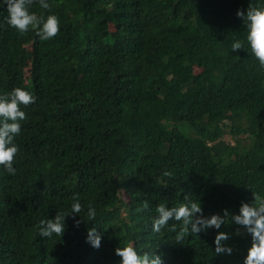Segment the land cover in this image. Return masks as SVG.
Returning <instances> with one entry per match:
<instances>
[{"label": "trees", "instance_id": "16d2710c", "mask_svg": "<svg viewBox=\"0 0 264 264\" xmlns=\"http://www.w3.org/2000/svg\"><path fill=\"white\" fill-rule=\"evenodd\" d=\"M47 2L29 6L60 21L41 41L10 27L0 0V95L36 97L21 106L15 174L0 166V264H119L115 249L129 245L164 264H243L251 236L240 225L177 241L182 222L153 233L152 221L158 204L185 197L223 217L264 196V70L236 15L264 0ZM236 40L245 48L231 50ZM75 194L83 210L63 235L39 236V221L70 213ZM93 228L98 249L86 242ZM219 232L230 255L215 253Z\"/></svg>", "mask_w": 264, "mask_h": 264}, {"label": "clouds", "instance_id": "9594fccd", "mask_svg": "<svg viewBox=\"0 0 264 264\" xmlns=\"http://www.w3.org/2000/svg\"><path fill=\"white\" fill-rule=\"evenodd\" d=\"M34 0H4L7 6L6 23L14 28L18 33L24 34L32 30L41 41H48L59 34L60 21L55 15H37L29 11V6ZM42 9H50L47 0H38ZM236 15L242 18L245 28V42L250 54L258 61L259 67L264 70V6L249 5L245 11L238 10ZM245 42L236 40L231 44V50L237 51L245 48ZM36 97L19 87L13 88L4 95H0V166L8 174L14 175L15 168L13 164L19 152L15 138L21 133V121L26 120V113L21 110V106L27 107L35 103ZM166 177H172V173L166 171L163 173ZM70 213L58 212L51 219H42L38 224V234L41 237H51L53 234L62 236L65 231V218L69 215L77 216L83 206L80 203V197L75 194L72 197ZM187 203H181L171 208L166 207L164 203L156 206V216L152 221V232L160 233L162 229L169 225L170 220L181 223V228L177 232L175 225L171 226V231L177 232V241L183 240L186 233H199L208 228L219 229L221 225L229 221L242 226L251 236V246L247 250L243 264H264V196L253 193V203H241L238 215H231L225 210L223 217L214 214L205 217L198 202H192L185 197ZM143 209H148L147 201L143 202ZM87 216L89 221L96 217V210L91 205L88 206ZM79 225V221H76ZM101 235L96 230L90 229L86 236L88 242L93 248L98 249L101 245ZM229 239L224 232H219L214 239L215 253L231 254L232 249L226 247L223 241ZM115 254L120 257L119 264H164L160 255L152 252L138 253L135 247L129 245L117 247Z\"/></svg>", "mask_w": 264, "mask_h": 264}, {"label": "rangeland", "instance_id": "374dc122", "mask_svg": "<svg viewBox=\"0 0 264 264\" xmlns=\"http://www.w3.org/2000/svg\"><path fill=\"white\" fill-rule=\"evenodd\" d=\"M175 127L179 128L181 131L185 132L186 131V125L185 124H176L174 125ZM205 217H210L212 216L211 214L209 213H205L204 215Z\"/></svg>", "mask_w": 264, "mask_h": 264}]
</instances>
